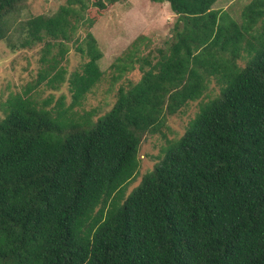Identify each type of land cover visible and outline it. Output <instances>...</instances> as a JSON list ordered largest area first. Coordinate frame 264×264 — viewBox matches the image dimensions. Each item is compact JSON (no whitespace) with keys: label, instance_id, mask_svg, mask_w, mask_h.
Instances as JSON below:
<instances>
[{"label":"trees","instance_id":"1","mask_svg":"<svg viewBox=\"0 0 264 264\" xmlns=\"http://www.w3.org/2000/svg\"><path fill=\"white\" fill-rule=\"evenodd\" d=\"M116 1L26 15L25 0H0V41L15 29L12 50L43 42L35 85L65 80L68 42L86 58L68 77V106L63 94L35 101L34 85L0 103V264H264V0L240 21L218 0H150L176 15L167 51L138 56L137 36L113 68L118 78L136 61L141 77L92 120L72 107L102 75L90 28ZM210 76L219 94L125 194L143 134L161 132Z\"/></svg>","mask_w":264,"mask_h":264},{"label":"rangeland","instance_id":"2","mask_svg":"<svg viewBox=\"0 0 264 264\" xmlns=\"http://www.w3.org/2000/svg\"><path fill=\"white\" fill-rule=\"evenodd\" d=\"M64 0H25L24 14L35 15L54 11L58 4ZM249 0H218L214 8L226 10L232 17L241 20L240 11ZM176 15L170 10L166 2L155 3L150 0H118L114 2L101 16V18L90 28L97 40L102 52L98 65L102 71L99 81L88 91L78 105L72 107V111L79 114L92 112L91 119L96 118L108 111L115 102L120 86L134 83L141 77L142 71L139 62H132V68L121 72L116 78L119 69L113 68L117 58L122 61L126 59L130 43L139 35L144 38L138 42L136 51L138 56H149L158 54L159 50L167 51L170 38L173 34L172 27ZM261 27V21L257 24ZM83 30L79 32L82 35ZM18 34L15 29L10 30L7 39L0 41V103L10 93L23 90L28 85L34 87L30 95L37 102L45 100L52 95L49 107L54 104L60 95H64L65 106L71 102V93L68 87V77L74 70H80L86 60L68 42V51L64 59L60 60L58 66L66 68L65 80L57 89L51 88L45 82L35 85L37 73L46 64L41 60L43 42H36L30 46L12 50L8 42H18ZM51 52H55L52 49ZM152 59L151 61H154ZM240 65L244 64L246 58L238 60ZM146 67V66H145ZM148 67V66H147ZM220 85L214 76L207 81V88L203 95L195 101L189 102L182 110L168 115L165 127L161 132H146L141 137L139 144L138 170L125 188L128 194L139 182L142 175L151 170L153 165L161 156L162 149L168 140H174L184 132L188 122L198 111L200 101H207L219 94ZM2 109L0 108V116Z\"/></svg>","mask_w":264,"mask_h":264}]
</instances>
